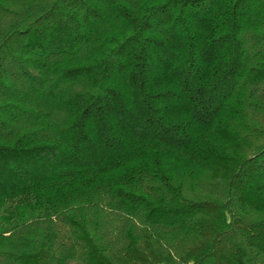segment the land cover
I'll return each instance as SVG.
<instances>
[{
  "label": "trees",
  "instance_id": "16d2710c",
  "mask_svg": "<svg viewBox=\"0 0 264 264\" xmlns=\"http://www.w3.org/2000/svg\"><path fill=\"white\" fill-rule=\"evenodd\" d=\"M0 264H264V0H0Z\"/></svg>",
  "mask_w": 264,
  "mask_h": 264
}]
</instances>
